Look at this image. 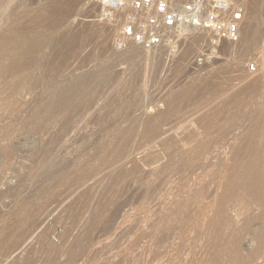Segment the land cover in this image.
Returning <instances> with one entry per match:
<instances>
[{
  "label": "rangeland",
  "instance_id": "1",
  "mask_svg": "<svg viewBox=\"0 0 264 264\" xmlns=\"http://www.w3.org/2000/svg\"><path fill=\"white\" fill-rule=\"evenodd\" d=\"M249 1L255 36L199 65L202 38L142 51L100 0H0V264H264V204L244 188L264 165ZM29 36L42 55H23Z\"/></svg>",
  "mask_w": 264,
  "mask_h": 264
},
{
  "label": "built area",
  "instance_id": "2",
  "mask_svg": "<svg viewBox=\"0 0 264 264\" xmlns=\"http://www.w3.org/2000/svg\"><path fill=\"white\" fill-rule=\"evenodd\" d=\"M100 4L105 20L124 17L121 40L142 50L172 46L171 39L183 32L202 38L205 53L199 65L223 45L240 42L249 11L246 0H100Z\"/></svg>",
  "mask_w": 264,
  "mask_h": 264
},
{
  "label": "bare ground",
  "instance_id": "3",
  "mask_svg": "<svg viewBox=\"0 0 264 264\" xmlns=\"http://www.w3.org/2000/svg\"><path fill=\"white\" fill-rule=\"evenodd\" d=\"M256 0H251V2H255ZM249 0H246V4H247V7H248V10H250V7H251V4L252 3H250V6H249ZM36 3V2H35ZM257 3H255V6H256V9H258L259 7H257V5H256ZM24 5V4H23ZM254 5V4H253ZM252 5V8L254 7ZM22 6V5H21ZM262 6H263V4H262ZM3 7V6H2ZM28 7V6H27ZM41 7H43V6H41ZM26 8V7H25ZM24 8V9H25ZM45 8H47V7H45ZM251 8V9H252ZM264 8V7H263ZM22 9H23V7H22ZM21 9V10H22ZM23 9V10H24ZM28 9H30V8H28ZM32 9V8H31ZM30 9V10H31ZM48 9V8H47ZM254 10H255V8H253ZM252 9V10H253ZM261 9V8H260ZM27 10V9H26ZM43 11L42 10V8L41 9H39L38 11ZM29 11V10H28ZM36 11V10H35ZM35 12L36 14L35 15H38L39 17H43V18H40V19H44V18H46V14H44V13H46V10H44L45 12L43 13V12ZM251 11V10H250ZM257 11H260V10H257ZM22 12H24V11H22ZM253 12H255V11H253ZM264 12V10L262 9V12L260 11V13L262 14ZM50 13V12H49ZM48 13V14H49ZM53 13V12H52ZM257 13V12H256ZM14 14H16V13H14ZM19 14V13H18ZM251 14H253V13H251ZM260 14V15H261ZM1 15V14H0ZM16 16V15H15ZM18 16H20V15H18ZM31 16V15H30ZM29 16V17H30ZM34 16V15H33ZM45 16V17H44ZM55 16H56V13L54 14V18H55ZM5 17H6V15H5ZM13 17V16H12ZM47 17H50V15H48ZM52 17H53V15H52ZM51 17V18H52ZM57 17V16H56ZM17 18V17H16ZM50 18V19H51ZM53 18V19H54ZM3 19H5V18H2V20ZM15 19V18H14ZM20 19H22L21 18V16H20ZM39 19V18H38ZM49 19V18H48ZM16 20H18V18L16 19ZM55 20V19H54ZM53 20V21H54ZM57 20V19H56ZM10 21H12V22H14V20L13 19H11ZM10 21H7L8 23L10 22ZM31 21H32V19H31ZM30 21V22H31ZM34 22L36 21V20H33ZM45 21H46V19H45ZM48 21V20H47ZM53 21H52V23H53ZM1 22V21H0ZM29 22V23H30ZM54 22H57V21H54ZM46 23H48V22H46ZM51 22H49V24H50ZM3 24V23H2ZM7 24V23H6ZM36 24H37V22H36ZM57 24V23H56ZM55 24V25H56ZM10 25H11V23H10ZM54 25V26H55ZM247 25H249V23H247ZM29 26H30V24H29ZM28 26V27H29ZM44 26V25H43ZM42 26V27H43ZM123 26V25H122ZM27 27V28H28ZM34 27V26H33ZM33 27H31V30H32V28ZM48 27V26H47ZM47 27H46V29H47ZM50 27V26H49ZM48 27V28H49ZM248 26H244L243 27V30H242V38L244 37V34H245V37L247 36V38H249V40L250 39H252L254 36H255V34H256V31H253L255 28H256V26H255V28H253L252 30H251V28L249 29V27L247 28ZM4 29V28H3ZM3 29H1V30H3ZM50 30V29H49ZM256 30V29H255ZM8 31V30H7ZM6 31V32H7ZM26 31V30H25ZM35 31V30H34ZM41 31H43V30H41ZM11 32H13V31H11ZM23 32V31H22ZM27 32V31H26ZM32 32V31H31ZM30 32V29H29V33L28 34H30L31 33ZM37 32V31H36ZM13 33H15L18 37H20L19 36V34L18 33H21V30H14V32ZM23 33H25V32H23ZM5 34V33H4ZM6 34H8V32L6 33ZM2 35H3V33H2ZM13 36H16V35H14V34H12ZM20 35H22V33L20 34ZM24 35V34H23ZM43 35H45L44 33H43ZM1 36V35H0ZM5 37V36H4ZM22 37V36H21ZM25 37H27V36H25ZM25 37H24V39H25ZM30 37V38H29ZM27 39H28V43H26L27 44V47H26V49H25V51H24V54L23 55H25L26 54V56H28V57H31V56H33V55H35V54H37L38 55V53H40V55H42L43 53H44V50H45V48L47 47L46 46V44H45V41H43V40H41L40 41V39H38V38H33L32 36H29ZM244 37V38H245ZM46 38V37H45ZM175 38V37H174ZM241 38V39H242ZM5 39V38H4ZM7 39V38H6ZM48 39V38H47ZM0 40H2V41H0V43H4V41L5 42H7L6 40H3V38L2 39H0ZM48 41V40H47ZM56 50V49H55ZM143 51V50H142ZM19 52H21V51H19ZM23 52V51H22ZM145 52V51H144ZM42 53V54H41ZM21 54V53H20ZM56 54V53H55ZM58 54V53H57ZM17 55V54H16ZM22 55V56H23ZM44 56V55H43ZM4 57L6 58V56L4 55ZM16 57V56H15ZM25 57V56H24ZM23 57V58H24ZM28 57H26V58H28ZM42 57V56H41ZM45 57V56H44ZM20 58V57H19ZM32 58V57H31ZM12 59V58H11ZM22 59V58H21ZM34 59V58H33ZM39 59H41V58H39ZM13 61H11V62H14V60H19V59H16V58H14V59H12ZM27 60V59H26ZM36 60V59H35ZM2 61H3V58H2ZM30 61V60H29ZM29 61H27V63L29 62ZM18 62V61H17ZM17 62H15V63H10V66H8V67H5V71H7V73L8 74H11V71H14L15 70V68H16V66H17ZM23 62H25V60H23ZM34 61H32V63H33ZM0 63H2L1 62V60H0ZM4 63V62H3ZM19 63V62H18ZM20 64H23L22 62L20 63ZM33 65H34V63H33ZM29 66H31L30 64H29ZM26 67V66H25ZM260 67V66H259ZM4 72V70L3 71H0V75H2V73ZM253 89H255V92H254V95H257V91L259 90V86H260V80H259V78L258 79H255V81H254V83H253ZM67 89V88H66ZM69 89V88H68ZM63 91V90H62ZM67 91V90H66ZM65 91V92H66ZM59 92V91H58ZM69 92V91H68ZM58 94V93H57ZM56 94V96H58ZM66 94V93H65ZM59 95H61V93L59 94ZM68 95V94H67ZM63 96V95H62ZM70 96V97H69ZM68 97L69 98H71V95H68ZM56 98H58V97H56ZM64 98V97H63ZM62 98V99H63ZM67 99V98H66ZM66 99H65V101H62V102H66ZM73 99V98H72ZM59 100V99H58ZM71 100V99H70ZM75 100V99H74ZM74 100H71V101H74ZM67 102H69L68 101V99H67ZM66 104V103H65ZM63 105V104H62ZM259 130H260V120L258 119V118H256L255 119V122H254V125L252 126V135H253V137L254 138H258V136H259ZM263 145H264V140H263ZM261 157L263 158V160H264V151H263V153H262V155H261ZM257 158H260V154H259V156L257 155V152L255 153V160H257ZM242 186V185H241ZM243 186H245V185H243ZM243 188V187H242ZM244 188H247V189H249L250 191V193L253 195V197H254V199H256L257 201H259L260 203H262V204H264V165L263 164H260L259 166H255L254 167V172H253V175H252V178H251V181H249V184H248V186L247 187H244ZM246 189V190H247ZM237 190V189H236ZM245 190V189H244ZM245 190V191H246ZM244 191V192H245ZM237 192V191H236ZM240 192H241V190H240ZM234 193H232V195H233ZM237 195V194H236ZM235 195V196H236ZM239 196V195H238ZM240 197V196H239ZM29 218V217H28ZM215 222H217V221H215ZM215 222H214V225H215ZM218 224V223H217ZM5 227V226H4ZM3 230H5V229H3ZM1 231V230H0ZM13 232V231H12ZM1 233H3V232H1ZM19 233V232H18ZM15 234V233H14ZM17 234V233H16ZM19 234H21V233H19ZM19 234H17V235H19ZM2 235V234H1ZM11 235V234H10ZM22 235V234H21ZM7 236V235H6ZM6 236H5V239H6ZM12 236V235H11ZM4 237V236H3ZM8 237V236H7ZM18 237V236H17ZM20 237V236H19ZM22 237V236H21ZM8 238H10V237H8ZM8 238H7V240H8ZM15 238V236L13 237V238H11V242H13L12 241V239H14ZM4 239V240H5ZM18 239H20V238H18ZM2 240V244H3V239H0V241ZM6 240V243L8 242ZM16 241V238H15V240H14V242ZM4 244H5V241H4ZM238 250V249H237ZM236 250V248H235V251H237ZM234 251V250H233ZM233 251H231V253L233 252ZM237 252H239V251H237ZM233 254V253H232ZM236 254H238V253H236ZM236 257L235 258V260H236V263L237 264H240V263H242V259H241V256L239 257L238 256V258H237V255L235 256L234 254L232 255V257ZM232 260H234V258L232 259ZM231 260V261H232ZM233 262H235V261H233Z\"/></svg>",
  "mask_w": 264,
  "mask_h": 264
}]
</instances>
